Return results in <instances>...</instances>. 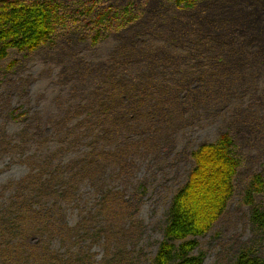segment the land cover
Wrapping results in <instances>:
<instances>
[{"label":"rangeland","instance_id":"1","mask_svg":"<svg viewBox=\"0 0 264 264\" xmlns=\"http://www.w3.org/2000/svg\"><path fill=\"white\" fill-rule=\"evenodd\" d=\"M41 1L60 5L55 34L35 51L11 49L0 61V208L10 185L37 171L33 161L50 155L65 164L98 152L101 145L89 141L68 148L53 129L90 123L95 109L108 135L133 131L132 143L156 156L139 149L131 172L108 181L106 190L127 204L123 227L104 217L105 234L80 244V261L154 264L170 203L195 167L193 153L227 133L240 161L234 193L205 234L188 238L197 242L191 256L203 264H233L243 252L264 258V225L252 219L264 210V31H242L233 19L223 31L202 30V4L223 0ZM104 12L110 17L97 24ZM131 113L137 121L127 126ZM144 125L149 132L140 133ZM25 138L33 141L22 144ZM94 190L83 181L77 194L102 217ZM84 209L63 206L59 214L74 227ZM39 240L32 236L29 244ZM47 244L65 252L57 237Z\"/></svg>","mask_w":264,"mask_h":264},{"label":"trees","instance_id":"2","mask_svg":"<svg viewBox=\"0 0 264 264\" xmlns=\"http://www.w3.org/2000/svg\"><path fill=\"white\" fill-rule=\"evenodd\" d=\"M59 8L60 5L55 2L41 0H0V61L7 57L11 49L35 51L47 42L62 19ZM110 14L104 12L99 15L97 24H102ZM99 36L97 32L94 41ZM89 113L90 123L84 121L70 128L57 123L53 129L56 134L62 135L61 141L68 148H80L89 141L93 145H101L97 153L87 152L65 164L55 162L54 156L47 155L44 162L33 161L36 162V172L10 185V196L4 201L6 205L0 208V264H87L80 261L84 257L78 248L82 242L105 234L101 220L105 217L109 219L110 226L117 223L123 227L121 212L127 211V204L114 199L113 194L106 190L107 183L131 172L140 158L139 149L150 158H155L156 154L138 143H132L133 131L123 129L108 135L104 114L95 109ZM135 121V114L126 115L127 126H132ZM25 123L29 125L31 122L26 118ZM143 131L149 132L145 125L140 133ZM30 141L33 138L28 141L25 138L22 144ZM163 144L168 147V144ZM57 153L61 155L62 150ZM110 155L114 158H107ZM193 159V171L170 203L165 239L154 264H203L202 257L191 256L197 242L188 238L205 234L234 193L233 178L238 174L240 161L235 155L230 134L222 135L216 143L200 146L193 153ZM83 181L95 187L98 205L104 209L102 217L90 214L94 207L88 212L89 202L80 203L83 195L77 192ZM255 182L258 184L256 190L262 191L261 177H256ZM76 205L78 209L85 206L86 212L74 227H70L59 213L63 206ZM252 219L264 225V210H254ZM32 236L40 239L38 245L29 244ZM53 237L59 239L65 248L64 253L59 255L49 250L47 241ZM176 242L181 243L177 245ZM233 264H264V258L243 252Z\"/></svg>","mask_w":264,"mask_h":264},{"label":"flooded vegetation","instance_id":"3","mask_svg":"<svg viewBox=\"0 0 264 264\" xmlns=\"http://www.w3.org/2000/svg\"><path fill=\"white\" fill-rule=\"evenodd\" d=\"M202 5L208 7L204 9L206 15L200 20L202 30L223 31L229 28L226 21L233 19L231 23L242 31H264V0H223V3L205 1Z\"/></svg>","mask_w":264,"mask_h":264},{"label":"clouds","instance_id":"4","mask_svg":"<svg viewBox=\"0 0 264 264\" xmlns=\"http://www.w3.org/2000/svg\"><path fill=\"white\" fill-rule=\"evenodd\" d=\"M99 259V258H98Z\"/></svg>","mask_w":264,"mask_h":264}]
</instances>
